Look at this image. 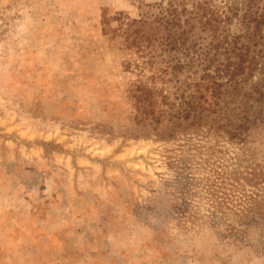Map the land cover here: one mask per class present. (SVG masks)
I'll return each instance as SVG.
<instances>
[{
  "label": "rangeland",
  "instance_id": "1",
  "mask_svg": "<svg viewBox=\"0 0 264 264\" xmlns=\"http://www.w3.org/2000/svg\"><path fill=\"white\" fill-rule=\"evenodd\" d=\"M159 1L0 0V264H264V231L219 213L256 192L264 128L141 132L140 58L102 15Z\"/></svg>",
  "mask_w": 264,
  "mask_h": 264
},
{
  "label": "trees",
  "instance_id": "2",
  "mask_svg": "<svg viewBox=\"0 0 264 264\" xmlns=\"http://www.w3.org/2000/svg\"><path fill=\"white\" fill-rule=\"evenodd\" d=\"M102 23L140 58L134 99L146 137L206 131L241 145L264 128V0H160L137 18L104 11ZM240 175L256 192L245 211L219 213L264 231V165Z\"/></svg>",
  "mask_w": 264,
  "mask_h": 264
}]
</instances>
